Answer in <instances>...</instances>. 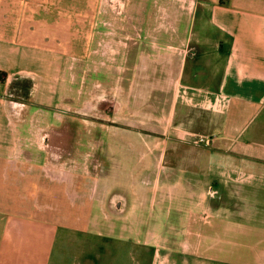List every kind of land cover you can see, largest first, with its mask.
<instances>
[{
	"label": "crops",
	"instance_id": "crops-1",
	"mask_svg": "<svg viewBox=\"0 0 264 264\" xmlns=\"http://www.w3.org/2000/svg\"><path fill=\"white\" fill-rule=\"evenodd\" d=\"M53 1L0 0V264H118L115 255L120 247L129 252L132 232L58 227L40 204L20 203L10 193L9 176L49 169L35 167L44 157L35 148L42 150L43 126L52 124L47 115L55 95L66 93L72 53L65 31L73 24L66 15L83 13L65 0ZM125 3L127 9L105 7L112 17L108 24L119 25L118 31L161 29L156 23L161 14L170 16L177 31L184 29L179 21L184 16L188 31L200 28V21L215 31L210 40L192 41L198 51L189 57L200 62L191 65L184 82L187 96L172 109L178 129L167 140L178 149L173 154L183 160L181 168L193 176L175 185L194 192L178 217L186 228L172 232L171 243L162 240L169 233H160L161 242L138 255L145 264H264V0ZM100 11L97 2L93 12ZM26 84L33 86L29 98L18 92ZM35 127L40 128L34 133ZM210 191L219 203L209 201ZM72 245L78 249L74 256L65 252ZM68 255L71 263L65 262Z\"/></svg>",
	"mask_w": 264,
	"mask_h": 264
},
{
	"label": "rangeland",
	"instance_id": "rangeland-1",
	"mask_svg": "<svg viewBox=\"0 0 264 264\" xmlns=\"http://www.w3.org/2000/svg\"><path fill=\"white\" fill-rule=\"evenodd\" d=\"M65 1L68 8L83 13L66 15L73 23L65 31L67 51L72 53L66 63V93L55 95L47 115L52 124L43 126L42 150L35 148L44 155L35 167L49 169L43 174L9 176L10 193L20 203L40 204L58 227L132 232L129 252L120 247L113 262L145 264L139 249L158 245L160 233H169L162 240L171 243V233L186 228L178 217L194 192L175 185L190 183L193 176L181 168L183 160L173 154L178 149L167 140L178 129L172 125V109L181 96H187L184 82L190 80L191 65L200 62L189 57L198 51L192 41L194 37L210 40L214 27L200 21V28L188 31L184 16L179 19L184 29L177 31L167 21L170 16L161 14L156 20L161 29L147 25L145 31H118L119 25L108 24L112 17L105 7L114 3L127 9L125 2L130 0ZM97 2L98 15L93 12ZM32 90V84L18 87L19 94L27 92L26 98ZM195 141L200 144V139ZM214 194L210 191L208 199L217 204L220 199ZM61 241L59 237L57 255ZM75 247L65 252L74 256ZM71 255L65 262L73 261Z\"/></svg>",
	"mask_w": 264,
	"mask_h": 264
}]
</instances>
